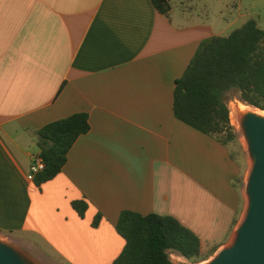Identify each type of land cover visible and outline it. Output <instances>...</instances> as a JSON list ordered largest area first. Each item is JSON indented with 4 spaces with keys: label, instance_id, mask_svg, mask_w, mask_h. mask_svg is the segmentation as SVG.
Returning <instances> with one entry per match:
<instances>
[{
    "label": "crops",
    "instance_id": "1",
    "mask_svg": "<svg viewBox=\"0 0 264 264\" xmlns=\"http://www.w3.org/2000/svg\"><path fill=\"white\" fill-rule=\"evenodd\" d=\"M223 1L219 32L181 0L168 15L151 0H0L1 236L71 264H112L125 246L117 222L131 211L177 219L203 258L231 243L247 207L242 164L174 113L201 43L248 22L258 0ZM77 113L91 130L38 187L28 180L37 131ZM75 201L88 203L85 218Z\"/></svg>",
    "mask_w": 264,
    "mask_h": 264
},
{
    "label": "trees",
    "instance_id": "2",
    "mask_svg": "<svg viewBox=\"0 0 264 264\" xmlns=\"http://www.w3.org/2000/svg\"><path fill=\"white\" fill-rule=\"evenodd\" d=\"M164 15L172 10V0H151ZM236 91L243 103L264 111V28L256 19L226 37L203 41L184 75L177 81L174 113L178 120L228 145L236 140L226 94ZM91 130L89 116L77 113L52 122L37 131V145L45 168L35 177L41 187L54 180L68 162L75 142ZM85 218L89 205L72 203ZM102 215L96 217L97 228ZM125 246L112 264H173L177 253L192 264L203 261L198 237L177 219L156 214L125 211L117 225Z\"/></svg>",
    "mask_w": 264,
    "mask_h": 264
},
{
    "label": "water",
    "instance_id": "3",
    "mask_svg": "<svg viewBox=\"0 0 264 264\" xmlns=\"http://www.w3.org/2000/svg\"><path fill=\"white\" fill-rule=\"evenodd\" d=\"M239 124L252 163L245 186L247 207L231 243L207 264H264V115L250 110L242 112ZM0 264L38 263L0 239ZM173 264L190 263L179 260Z\"/></svg>",
    "mask_w": 264,
    "mask_h": 264
},
{
    "label": "rangeland",
    "instance_id": "4",
    "mask_svg": "<svg viewBox=\"0 0 264 264\" xmlns=\"http://www.w3.org/2000/svg\"><path fill=\"white\" fill-rule=\"evenodd\" d=\"M181 2H183L182 5H184L185 8L188 6L194 7L193 13L195 15L196 21L200 23H205L206 21L207 25L215 27L219 32L224 30L225 27H227L228 23H226L222 17L223 13H226L227 11L226 3L223 0H181ZM248 7L250 8L249 12L253 15L251 19H257L259 21L260 26L264 28V0H258L257 2L251 1ZM242 25L243 24L241 22L238 23L236 22V24H234V26H232L230 30L226 31L224 35L225 36L230 35V33L233 30L238 29ZM225 98L230 109L231 124L234 128V133L236 134V140H234L230 144L233 148V152L235 153L236 157H238L239 161L242 164L243 167L242 181L244 180V182L246 183L252 163H251V159L249 158L246 141L241 133V130L238 127H236L232 122V118H231L232 106L234 104L240 105L242 103L244 106L245 105L246 107L248 106L250 111L252 110L262 111V110L254 108L246 103H243L239 98V93L236 91H231L227 93ZM246 199H247V195H246ZM0 239L18 247L28 257H30L33 261H35L38 264H71L68 261L63 260L62 258H58L56 256L51 255L47 251L45 252V250L41 251L37 248H34L32 244L26 245L20 243H13L10 241L8 237L1 235H0ZM180 257L181 256H179L177 253L170 254V258L173 262L185 259L183 257L181 258ZM210 260L211 258H203V261L196 264H207L208 262H210ZM184 261L190 263L186 259Z\"/></svg>",
    "mask_w": 264,
    "mask_h": 264
},
{
    "label": "bare ground",
    "instance_id": "5",
    "mask_svg": "<svg viewBox=\"0 0 264 264\" xmlns=\"http://www.w3.org/2000/svg\"><path fill=\"white\" fill-rule=\"evenodd\" d=\"M240 104V103H239ZM245 111H249V107L246 105L244 106L242 103L240 105L238 104H234L232 106V114H231V118H232V122L233 124L238 127L240 129V124H239V114L240 112H245ZM253 111V110H252ZM257 113L264 115V111H256ZM177 256V255H176ZM181 258V257H180ZM185 260V259H184ZM179 261V260H178Z\"/></svg>",
    "mask_w": 264,
    "mask_h": 264
},
{
    "label": "built area",
    "instance_id": "6",
    "mask_svg": "<svg viewBox=\"0 0 264 264\" xmlns=\"http://www.w3.org/2000/svg\"><path fill=\"white\" fill-rule=\"evenodd\" d=\"M45 168V164H44V161H43V158L41 157L40 154H38L35 158H34V162H33V165H32V168H31V171L28 175V180L29 181H34L35 180V177L36 175L43 171Z\"/></svg>",
    "mask_w": 264,
    "mask_h": 264
}]
</instances>
